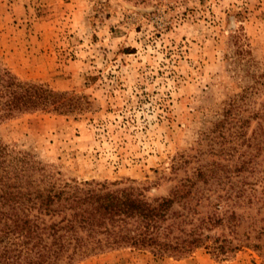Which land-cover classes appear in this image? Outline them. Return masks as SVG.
<instances>
[{
	"label": "rangeland",
	"instance_id": "374dc122",
	"mask_svg": "<svg viewBox=\"0 0 264 264\" xmlns=\"http://www.w3.org/2000/svg\"><path fill=\"white\" fill-rule=\"evenodd\" d=\"M0 66L55 94L0 120L8 158L150 197L185 186L203 226L187 253L70 264H264V0H0Z\"/></svg>",
	"mask_w": 264,
	"mask_h": 264
},
{
	"label": "trees",
	"instance_id": "16d2710c",
	"mask_svg": "<svg viewBox=\"0 0 264 264\" xmlns=\"http://www.w3.org/2000/svg\"><path fill=\"white\" fill-rule=\"evenodd\" d=\"M54 96L42 84L23 82L0 66V120L48 105ZM8 154L0 140V264H70L122 244L183 254L205 240L185 186L150 197L141 185L80 184L23 153ZM205 173L196 171L197 176ZM176 201L188 209L174 208Z\"/></svg>",
	"mask_w": 264,
	"mask_h": 264
}]
</instances>
